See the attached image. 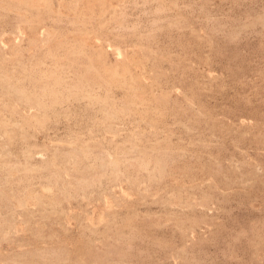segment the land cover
<instances>
[{
	"label": "rangeland",
	"instance_id": "rangeland-1",
	"mask_svg": "<svg viewBox=\"0 0 264 264\" xmlns=\"http://www.w3.org/2000/svg\"><path fill=\"white\" fill-rule=\"evenodd\" d=\"M0 264H264V0H0Z\"/></svg>",
	"mask_w": 264,
	"mask_h": 264
}]
</instances>
